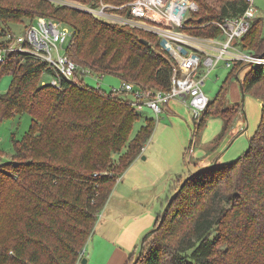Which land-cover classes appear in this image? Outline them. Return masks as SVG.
Masks as SVG:
<instances>
[{
    "label": "trees",
    "instance_id": "1",
    "mask_svg": "<svg viewBox=\"0 0 264 264\" xmlns=\"http://www.w3.org/2000/svg\"><path fill=\"white\" fill-rule=\"evenodd\" d=\"M75 1L95 6L131 0ZM195 1L199 10L184 30L206 38L221 36L218 23L241 16L249 6L247 0H219V8ZM38 16L74 30L67 50L80 72L89 68L113 74L143 89L171 87L175 62L160 46L159 35L103 20L60 0H0V37L14 32L12 25H27ZM260 18L254 17L236 42L256 57H264V37L256 29ZM245 68L242 92L263 103L248 148L233 160L176 181L164 220L160 214L127 264H264V63L233 61L217 96L193 119L186 155L210 117L224 121L215 147L231 130L242 103L221 106L231 80ZM48 71L47 61L28 53H10L0 61V79L13 76L8 91L0 94V121L26 112L32 117L29 131L20 139L12 137L13 159L3 162L0 151V264H76L115 184L156 127V119L146 116L131 137L143 116L130 93L91 86L80 73L62 78L60 86L42 83Z\"/></svg>",
    "mask_w": 264,
    "mask_h": 264
},
{
    "label": "built area",
    "instance_id": "2",
    "mask_svg": "<svg viewBox=\"0 0 264 264\" xmlns=\"http://www.w3.org/2000/svg\"><path fill=\"white\" fill-rule=\"evenodd\" d=\"M247 1L249 6L241 16L226 18L218 23L223 34L217 38H224L222 41L197 37L184 30L191 14L199 10L195 0H132L121 5L100 2L84 8L103 20L130 24L159 35L160 46L175 62L168 90L137 88L127 81L122 82L120 88L112 89L119 93H130L132 103L137 108L148 105L157 118L172 100L180 99L189 107L193 119H198L210 102L203 90L205 77L221 60L224 59L227 66H232L234 60L264 63V57L247 54L236 45L256 16L257 7L253 0ZM124 10L125 13L122 12ZM24 29L23 34L8 31L0 37V61L10 53H28L45 60L50 69L47 73L53 75L50 83L54 86H60L62 78L74 79L78 73L83 77L86 73H93L89 68L80 72L79 64L68 54L70 42L67 46L66 43L74 35V30L68 25L53 18L38 16L24 25ZM202 67L207 69L204 75L200 73Z\"/></svg>",
    "mask_w": 264,
    "mask_h": 264
},
{
    "label": "crops",
    "instance_id": "3",
    "mask_svg": "<svg viewBox=\"0 0 264 264\" xmlns=\"http://www.w3.org/2000/svg\"><path fill=\"white\" fill-rule=\"evenodd\" d=\"M241 103L236 124L223 144L214 145L221 132L217 137L216 134L205 137L204 128L200 140L186 155L194 129L193 116L182 100H172L163 116L160 115L149 144L115 184L76 264H127L131 255L138 251L145 233L156 225L178 185L176 181L192 171L233 160L225 156L228 143L235 134L247 132L244 126L246 112ZM203 136L206 142L211 141L205 150L201 146ZM2 157L6 159L4 154ZM83 259H86L85 263Z\"/></svg>",
    "mask_w": 264,
    "mask_h": 264
},
{
    "label": "rangeland",
    "instance_id": "4",
    "mask_svg": "<svg viewBox=\"0 0 264 264\" xmlns=\"http://www.w3.org/2000/svg\"><path fill=\"white\" fill-rule=\"evenodd\" d=\"M60 1L62 3H68V5L79 8L84 11H86L84 8L85 6H90V5L82 4L81 2L75 0H60ZM206 1L209 5L213 7L215 6L219 8L220 6L219 0H206ZM253 4L254 6L257 7V12L255 17H261L256 22V29L261 34V39H262L264 37V0H253ZM122 12L125 13L126 10ZM25 23L29 24V21L26 20ZM12 28L17 35L23 34L25 32L24 24H19V25L14 24L12 25ZM223 39L224 38H217L216 40L222 41ZM69 42H70V38L68 39L66 46ZM202 68L203 69L200 70L201 73L202 74L206 73L207 69L205 67ZM231 69L232 66H227L226 61L223 59L218 63L217 67H214L207 74V76L205 77V82L203 84V90L206 93V95L209 97V99H214L217 96L220 87L223 85V83L229 76ZM52 78H53L52 74L43 73V75L41 76V81L42 83H50L52 81ZM84 78L87 84L91 86H101L104 90L108 92L113 87L120 88L122 84L121 78L113 74H105L102 76L101 74L97 75L96 73H86L84 75ZM243 78H244V73H240L239 79L235 77L231 80L228 88L229 91L227 93L225 92L224 104H222L221 106L222 108L226 109L228 107V109H230L231 106H233L234 104H237L238 102L239 103L243 102L244 110L246 112V115H244L245 116L244 126L247 132L241 135L235 134L233 137H231L228 143V150L225 154V156L229 160L237 158L248 148L249 140H250L249 138L258 129V126L261 121L263 103L261 104V100L250 93H245L243 99V93L241 91V84H240V80H243ZM12 80H13V76L11 74H5L0 79V94L8 91L12 83ZM221 107L217 104L216 109L219 110L221 109ZM137 109L141 111L143 117L135 123L131 137H134L137 134L146 116L154 117L156 121H158L155 112L148 105H144L143 108H137ZM240 112L241 110H239L238 114ZM237 119L238 118H236V120ZM236 120L234 121L233 126L236 124ZM31 123H32V117L27 112L22 114H15L13 117L5 118L0 121V151L2 152V155L4 154V156H6V159L1 156V160L3 162L13 159L12 154L14 153V143L12 137L15 135L16 138L19 139L22 138L29 131ZM223 124L224 123L222 122V119L220 117L218 116L210 117L204 129L205 137L206 135L212 137L214 134H216L215 137H217V135L221 132L223 128ZM231 130H229L226 133V135L223 137V139L220 142V145L223 144L224 141H226V139L231 135L232 132ZM205 137L203 136V140L201 143L203 150H205V148H207L211 142V141L206 142ZM200 138L201 136L198 137V140H200ZM147 144H149V142ZM7 156H11V157H7Z\"/></svg>",
    "mask_w": 264,
    "mask_h": 264
},
{
    "label": "water",
    "instance_id": "5",
    "mask_svg": "<svg viewBox=\"0 0 264 264\" xmlns=\"http://www.w3.org/2000/svg\"><path fill=\"white\" fill-rule=\"evenodd\" d=\"M141 41H143L145 44L148 43V41L146 39H141ZM243 95H245V93L243 92ZM168 209V205H166L162 215H161V222L164 220V217H165V214H166V211ZM83 262L85 263L86 262V259H83Z\"/></svg>",
    "mask_w": 264,
    "mask_h": 264
}]
</instances>
